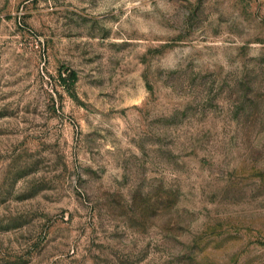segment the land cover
Returning a JSON list of instances; mask_svg holds the SVG:
<instances>
[{
	"label": "rangeland",
	"instance_id": "1",
	"mask_svg": "<svg viewBox=\"0 0 264 264\" xmlns=\"http://www.w3.org/2000/svg\"><path fill=\"white\" fill-rule=\"evenodd\" d=\"M0 264H264V0H0Z\"/></svg>",
	"mask_w": 264,
	"mask_h": 264
}]
</instances>
